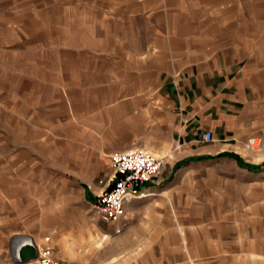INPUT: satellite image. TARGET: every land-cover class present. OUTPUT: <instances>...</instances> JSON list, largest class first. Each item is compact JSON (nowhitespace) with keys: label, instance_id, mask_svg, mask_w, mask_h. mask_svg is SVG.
<instances>
[{"label":"crops","instance_id":"crops-1","mask_svg":"<svg viewBox=\"0 0 264 264\" xmlns=\"http://www.w3.org/2000/svg\"><path fill=\"white\" fill-rule=\"evenodd\" d=\"M138 148L160 172L99 228L108 156ZM263 171L264 0H0V264L83 232L85 264H264L226 208Z\"/></svg>","mask_w":264,"mask_h":264},{"label":"built area","instance_id":"built-area-1","mask_svg":"<svg viewBox=\"0 0 264 264\" xmlns=\"http://www.w3.org/2000/svg\"><path fill=\"white\" fill-rule=\"evenodd\" d=\"M197 139L203 143L213 141L208 131L200 132ZM108 157L113 173L109 190L97 196L91 207L93 216L107 225L123 217L124 202L142 196L140 186L143 183L154 181L163 164L161 156L153 155L140 148L114 152ZM37 253V264H74L56 258L47 246L38 248Z\"/></svg>","mask_w":264,"mask_h":264},{"label":"rangeland","instance_id":"rangeland-1","mask_svg":"<svg viewBox=\"0 0 264 264\" xmlns=\"http://www.w3.org/2000/svg\"><path fill=\"white\" fill-rule=\"evenodd\" d=\"M248 147H250V141H247ZM257 145V142L254 143V146ZM260 145V142H259ZM258 177L244 178V181L240 185L232 183V189H230V199L226 200L228 207L226 208L231 212L233 216L240 220L242 230L246 235V239L252 241L260 240L264 244V171ZM253 178V179H251ZM225 200L222 199V202ZM92 217V213L90 210ZM93 218V217H92ZM210 218V217H209ZM212 218V217H211ZM102 227L107 229L108 226L112 225L103 224L96 218L91 220ZM210 220H208V223ZM79 238L69 239L65 236L56 235L58 240L50 242L52 245L51 252L55 257L63 260L64 262H86L91 263L92 260L100 258L103 256V251H97L95 244L99 242L97 238L90 237L86 233H81ZM181 245H184V242L181 241ZM45 246H48L46 243ZM105 248V247H104ZM83 249H88L90 254L81 255Z\"/></svg>","mask_w":264,"mask_h":264},{"label":"water","instance_id":"water-1","mask_svg":"<svg viewBox=\"0 0 264 264\" xmlns=\"http://www.w3.org/2000/svg\"><path fill=\"white\" fill-rule=\"evenodd\" d=\"M11 254L16 263L28 262L38 257L37 246L30 238L17 236L12 241Z\"/></svg>","mask_w":264,"mask_h":264}]
</instances>
